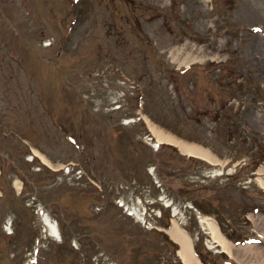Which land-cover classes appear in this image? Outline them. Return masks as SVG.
Listing matches in <instances>:
<instances>
[{"label":"rangeland","instance_id":"rangeland-1","mask_svg":"<svg viewBox=\"0 0 264 264\" xmlns=\"http://www.w3.org/2000/svg\"><path fill=\"white\" fill-rule=\"evenodd\" d=\"M77 3L0 0V150L24 161L18 172L7 161L0 180V264H27L35 248L37 264H167L174 247L151 229L166 221V203L180 226L199 229L193 241L210 264L227 257L193 215L188 222L193 203L221 210L234 239L257 242L264 234L257 224L264 190L254 182L256 168L264 174V0ZM145 118L208 149L224 169L162 148L157 188ZM23 144L66 168L43 170ZM206 176L212 180L200 183ZM15 178L23 194L12 187ZM252 246L264 255V243ZM246 251L233 247L229 260L264 264Z\"/></svg>","mask_w":264,"mask_h":264},{"label":"bare ground","instance_id":"bare-ground-1","mask_svg":"<svg viewBox=\"0 0 264 264\" xmlns=\"http://www.w3.org/2000/svg\"><path fill=\"white\" fill-rule=\"evenodd\" d=\"M260 48V47H259ZM194 63V60L185 61L179 64H189ZM148 125L153 133V135L157 138L159 143H168L172 144L179 148L180 152L189 157H196L202 159L209 163H217V159L206 149H203L197 145L189 144L184 141H181L172 135L164 133L161 129L156 127L150 121H148ZM42 157V156H41ZM43 161L48 163L47 160L42 157ZM264 186V181H263ZM202 222L207 226L210 235L212 236V241L215 242L218 246L222 247V250L227 254H230V251L233 249V246L229 243L228 240L220 233L217 224L208 217H203ZM260 226H264V219L260 220L258 223ZM169 233V236L172 240L179 243L181 245V250L178 252V257L183 262V264H201L199 258L195 255V251L193 249L192 240L189 235L180 227L179 223L176 220H173L171 228L166 230ZM246 249L248 248L247 258L250 260L254 259V261H258L261 259L264 262V255L259 254L257 250V246L247 245L244 246Z\"/></svg>","mask_w":264,"mask_h":264}]
</instances>
